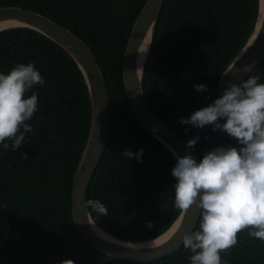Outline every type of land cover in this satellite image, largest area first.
<instances>
[{"label":"trees","instance_id":"1","mask_svg":"<svg viewBox=\"0 0 264 264\" xmlns=\"http://www.w3.org/2000/svg\"><path fill=\"white\" fill-rule=\"evenodd\" d=\"M146 1L0 0V7L22 6L58 22L94 52L110 95L112 128L87 199L108 208L103 216L89 206L100 227L130 242L157 238L181 213L173 206L175 156L133 113L123 80L128 39ZM258 7L259 0H165L144 72L146 101L186 141L199 137L193 148L199 160L216 147H238L237 142L210 125L197 129L181 124L180 118L219 97L220 77L249 39ZM17 63H33L46 83L32 89L38 94V111L26 122L34 129L25 134L26 144L16 151L0 145V206L7 203L12 217L0 264H58L66 259L75 264H189L191 252L183 247L155 262L134 263L108 257L70 235L71 229L77 231L73 181L91 126L88 87L69 53L36 30L0 32V72L8 73ZM254 75L264 83V57L244 80ZM201 83L209 90L195 91L193 86ZM126 149H143L142 162L122 155ZM146 221L153 222L151 229ZM221 258L223 264H264V243L245 230Z\"/></svg>","mask_w":264,"mask_h":264},{"label":"clouds","instance_id":"2","mask_svg":"<svg viewBox=\"0 0 264 264\" xmlns=\"http://www.w3.org/2000/svg\"><path fill=\"white\" fill-rule=\"evenodd\" d=\"M258 81L259 75L239 84L228 81L212 103L180 118L181 124L197 129L210 125L214 132L223 131L238 145L216 147L199 162L173 150V206L184 213L199 210V229L181 237L183 248L191 252L189 264H223L221 253L236 246L238 234L245 230L250 238L264 243V83ZM45 83L33 63H17L8 73L0 72V145L4 150H18L26 144L25 134L34 131L26 123L38 111V94L32 89ZM193 87L197 92L209 90L203 83ZM198 140V136L188 140L186 152ZM122 155L140 163L143 149L136 153L126 149ZM22 157L27 159L24 152ZM86 206L97 215H108L99 200L90 199ZM145 227L151 229L153 222L146 221Z\"/></svg>","mask_w":264,"mask_h":264},{"label":"water","instance_id":"3","mask_svg":"<svg viewBox=\"0 0 264 264\" xmlns=\"http://www.w3.org/2000/svg\"><path fill=\"white\" fill-rule=\"evenodd\" d=\"M165 0H147L138 15L124 54L123 80L133 113L141 124L179 156L199 158L193 148L186 152L187 141L148 106L144 90V72L153 44L156 26L162 15ZM15 27H26L40 32L59 44L75 60L86 81L91 102V126L88 140L78 163L73 181L72 215L77 231L70 235L77 241L83 238L100 253L123 261L150 263L178 252L181 237L196 230L198 211H181L171 228L157 238L130 242L104 231L86 206L87 193L95 172L106 152L112 128L111 100L97 58L89 45L68 28L47 16L22 6L0 7V32ZM264 57V0H259L255 27L246 44L222 73L219 96L228 81L239 84ZM12 230V217L7 203L0 206V251L7 245Z\"/></svg>","mask_w":264,"mask_h":264}]
</instances>
